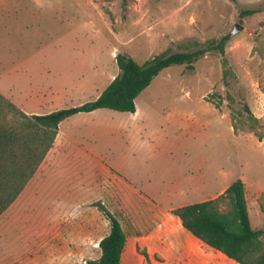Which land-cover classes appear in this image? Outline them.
I'll return each mask as SVG.
<instances>
[{"label": "rangeland", "instance_id": "obj_1", "mask_svg": "<svg viewBox=\"0 0 264 264\" xmlns=\"http://www.w3.org/2000/svg\"><path fill=\"white\" fill-rule=\"evenodd\" d=\"M224 35V54L162 70L137 96V114L98 108L61 122L0 217V264L98 259L111 228L101 206L123 214L112 188L137 187L157 203L129 202L126 233L147 244L125 264H240L186 228L167 235L175 206L216 197L238 178L253 227L264 228V0H0V88L27 113L95 100L120 71L118 53L144 63ZM144 208L165 210L148 231Z\"/></svg>", "mask_w": 264, "mask_h": 264}, {"label": "trees", "instance_id": "obj_2", "mask_svg": "<svg viewBox=\"0 0 264 264\" xmlns=\"http://www.w3.org/2000/svg\"><path fill=\"white\" fill-rule=\"evenodd\" d=\"M259 8L242 9L250 14ZM230 35L207 41L195 49H167L144 63L126 53L116 55L120 71L95 99L80 105L47 113H27L0 91V216L19 197L33 178L48 152L54 146L61 122L79 112L98 108L137 111L136 98L154 78L172 64L195 62L208 52L225 53ZM250 118V106L244 103ZM264 135L259 134L262 139ZM111 223L109 234L99 241L101 255L89 264H122L127 234L121 221L104 205L101 206ZM183 226L210 247L223 252L240 264H264L261 237L264 228H254L249 212L245 182L238 178L216 197L188 203L172 210ZM146 256H148L146 254Z\"/></svg>", "mask_w": 264, "mask_h": 264}, {"label": "crops", "instance_id": "obj_3", "mask_svg": "<svg viewBox=\"0 0 264 264\" xmlns=\"http://www.w3.org/2000/svg\"><path fill=\"white\" fill-rule=\"evenodd\" d=\"M0 91L3 94L6 95L5 91L2 88H0ZM135 114H137V111H136ZM109 191L110 192H112V191L114 192L113 194L116 197L115 198L116 208L117 209H120L121 212H123V214H120V216L118 215L119 217L117 215L116 216L121 221V224H122L123 229L125 230V232H126V226H125L126 225V223H125V219L126 218L125 217L128 216V213H129V202L136 201V199H138L144 205H146V202H151L152 204L157 205V203L154 200L149 199L148 197H146V195H144L143 192L139 188H137V187H122L121 189H118V190L112 188ZM179 191L180 192L181 191L183 192L184 190L183 189H179ZM126 193H130L131 194V198H129ZM18 198L16 200H18ZM14 202L11 204V206H10L11 208H12V206H14V204H15ZM185 204H188V203L182 202V204L180 206L185 205ZM176 207H179V206H175L174 208H176ZM9 208L6 210L7 212L9 210ZM136 210H143L144 216L146 218V221L147 222L145 223V227L142 229L143 231H148L149 229H151L150 227H154L155 225H157L158 223H160L161 221L164 220L165 210H163V213L162 212H159L158 208L156 210L152 209L151 212H148V210H146L145 208L144 209H136ZM5 212H3V214ZM3 214H1V216ZM150 215H152V217H156V221H158V222L155 223V224H151L150 223L151 221L148 219ZM175 218L177 220L174 223L175 226H172L171 228H169V230L167 231V235L170 234V236H171V234L173 235L175 232L182 231L183 228H185L183 226L181 220L179 219V217H175ZM110 229L111 228H108L107 234H109ZM145 239H146V236H139L137 234L136 235L133 234L132 236H130V235L127 234V242H126L125 248H124L123 253H122V264H125L124 263V256L127 255V253H132L133 249H135L138 244H142V243L147 244V240H145ZM99 241H98V245H99Z\"/></svg>", "mask_w": 264, "mask_h": 264}, {"label": "water", "instance_id": "obj_4", "mask_svg": "<svg viewBox=\"0 0 264 264\" xmlns=\"http://www.w3.org/2000/svg\"><path fill=\"white\" fill-rule=\"evenodd\" d=\"M240 28H239V25H236V27H235V29H234V31L233 32H236V31H238Z\"/></svg>", "mask_w": 264, "mask_h": 264}]
</instances>
